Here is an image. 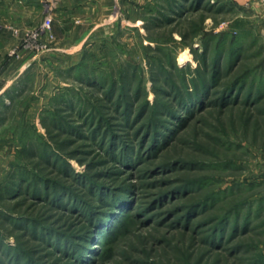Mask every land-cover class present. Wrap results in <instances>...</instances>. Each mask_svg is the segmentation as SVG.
I'll list each match as a JSON object with an SVG mask.
<instances>
[{"label":"rangeland","instance_id":"obj_1","mask_svg":"<svg viewBox=\"0 0 264 264\" xmlns=\"http://www.w3.org/2000/svg\"><path fill=\"white\" fill-rule=\"evenodd\" d=\"M115 10L112 29L90 37L85 65L76 71L47 60L58 49L53 16L36 44L30 35L48 14L23 29L20 49L42 61L0 114V264L13 263L14 249L18 264L264 258V0H118ZM214 61L220 62L215 90L200 109L184 113L179 90L211 84ZM239 81L236 100L221 105V91ZM248 98L253 103L245 105ZM174 111L187 121L172 119ZM156 120L166 129L153 131ZM36 182L46 200L45 191L51 198L62 189L59 206L33 197ZM112 188L125 189L126 201L112 207L103 227L86 233V204L76 209L71 201L108 212L97 193ZM227 213V238L235 217L250 231L212 248L210 230ZM82 235L88 240L80 260L66 249Z\"/></svg>","mask_w":264,"mask_h":264},{"label":"crops","instance_id":"obj_2","mask_svg":"<svg viewBox=\"0 0 264 264\" xmlns=\"http://www.w3.org/2000/svg\"><path fill=\"white\" fill-rule=\"evenodd\" d=\"M118 0H0V111L7 109L26 87L42 56L32 49H20L23 29L33 25L44 13L54 17L53 31L58 49L47 59L63 67L81 62L91 36L105 35L117 19ZM19 48L18 56L9 52ZM48 57V56H47Z\"/></svg>","mask_w":264,"mask_h":264},{"label":"trees","instance_id":"obj_3","mask_svg":"<svg viewBox=\"0 0 264 264\" xmlns=\"http://www.w3.org/2000/svg\"><path fill=\"white\" fill-rule=\"evenodd\" d=\"M84 59H85V57L83 56V59H82V62H80L79 64H77L76 66H74L72 69L74 70V71H76L77 69H79L80 67H82V66H84L85 65V61H84ZM213 63V66H214V70L212 71L214 74H212V78L210 79V81H211V84L208 82V83H206V81L204 82V83H201V85H195V88H197L196 90H195V92L194 93H191L190 91H182V90H179V94L177 95V103H179L181 106V109H183L184 111V113L185 112H187L188 113V115H191L194 111H197L198 109H200L203 105H202V103H203V100H205V99H203V98H207L209 95H211L212 94V91H213V89L215 88V85H216V82H217V80H218V78H219V76L217 75L218 74V71L217 70H219V63L220 62H218V61H214V62H212ZM217 69V70H216ZM87 76V75H86ZM84 79V78H83ZM239 83H240V81L239 82H236V83H234V84H232L231 86H228V87H226V88H224V90L223 91H221V93L219 94L220 95V97H219V99H218V102L221 104V105H229V104H231V102H233V100H236V99H234V98H236V94L238 93V86H239ZM215 90V89H214ZM234 94L233 96L231 95V94ZM257 94H259V95H262V93L260 92V90L258 91V93ZM19 95H21V93L20 94H18L17 96H19ZM201 95H203L202 97H201ZM125 97V96H124ZM252 98H248L246 101H244L245 102V105H247V104H251V103H253V100H251ZM232 100V101H231ZM13 101V100H12ZM202 102V103H201ZM196 104V106L195 107H193V104ZM206 104H207V102H205ZM124 106H125V108L126 107H128L126 104H123ZM122 105V106H123ZM9 107H10V105H9ZM8 107V108H9ZM7 108V109H8ZM197 108V109H196ZM142 109H145V107H142ZM178 111V110H177ZM176 111V112H177ZM3 112L4 111H0V114H3ZM176 112L174 111V112H172L171 113V117H172V119L174 118V117H178V118H180V119H178V120H180L179 122L180 123H184V122H186L187 121V119H185L184 117H179V115H175L176 114ZM127 115V113H124V117ZM123 117V118H124ZM187 118V117H186ZM155 126H156V128L154 127L153 128V131L155 130V129H157V126L159 127V128H164V129H166V127H167V125L163 122L162 123V121L161 120H156L155 121ZM99 125H108V122H103V121H100V124ZM158 128V129H159ZM108 135H111L112 137H114L113 136V133L111 132V130H109V132L107 133ZM115 138V137H114ZM113 142H110V148L112 149V148H115V145H113L112 144ZM122 154H120L121 156H126V149L124 148V147H122ZM62 173L64 174V173H66V170L64 169L63 171H62ZM68 173V172H67ZM92 181V180H91ZM76 182H79V181H77L76 180ZM81 182H79L78 184H80ZM91 183V182H90ZM93 184V186L94 187H96L95 185L97 184V186L99 185L100 186V184L97 182V181H95V182H93L92 183ZM27 185V184H26ZM56 185V184H55ZM35 187V195H33V197L35 196V197H38V198H40L42 201H44V197L42 196H40L39 195V193H40V187L38 186V183L36 182V184L34 185ZM98 186V187H99ZM46 188V187H45ZM58 188V187H57ZM58 189H60V188H58ZM90 189V191H91V193L92 192H94V189L93 188H89ZM116 188H112L111 190H110V192L109 193H107V195L105 194L104 195V192L103 191H98V193H97V199H98V201L99 202H103V203H106L107 204V207H109V211L107 212V211H101V212H99V211H97L96 210V208L94 207V206H92V205H88L87 206V204H91V203H89V202H87V203H85L84 202V200H83V202L81 201V202H79V201H71V205H73L74 206V208H76L77 209V206L78 205H82V204H86V207H84V211L86 212L85 214H86V216H87V221H88V223L91 225V228L89 229V230H87V232L86 233H91L93 230V228H97V230H99L100 229V227H103L102 225L104 224L103 222H102V220L104 219V218H107V217H111V213L113 212V210H112V207L114 206V205H117L118 207H121L123 204H124V201H126V199L124 198V194H125V192H122V191H124L125 189H120V188H117L116 190H115ZM120 189V190H119ZM62 190V189H61ZM61 190H57V191H54L53 190V196L51 197V198H49L50 197V191L49 192H46L45 191V195L44 196H46V197H48V200H46L45 199V201L47 202V203H51V204H54L55 206H59L58 204L61 202V201H59L58 200V197L62 194V192L63 191H61ZM119 190V191H118ZM37 192V193H36ZM103 194V195H102ZM106 198H105V197ZM53 198V199H52ZM75 198V197H74ZM52 199V200H51ZM70 199V198H69ZM76 200V199H75ZM206 202L207 201H204V202H202L201 204L202 205H206ZM197 203H195V204H193V205H196ZM117 207V209H119ZM208 208V207H207ZM79 209V208H78ZM206 209V207H204V209H202V212H204V210ZM83 211V210H82ZM111 211V212H110ZM107 212V213H106ZM188 213V212H187ZM190 214V213H189ZM230 214H232V213H230ZM230 214L229 213H227L226 215H224L223 217H221L220 218V220L218 221V223H216L215 225H214V227L210 230V234L208 235V240H206V242H208V244L210 245V247H212V248H220L221 247V245H223L225 242H227L228 240H229V238H231V237H234V236H236V234H242V233H247L248 231H250L249 230V228H246V226H247V223L246 222H244L242 225H244L243 227H238V226H236V223H238L237 222V220H238V217H235V220H234V224H233V226L235 227H233L232 228V230L230 231V236L227 238L226 237V234H227V230H228V226H227V223H228V220H229V217H230ZM105 215H107V217H105ZM185 217V220H186V222H188V220H189V218H190V216H188V215H186V216H184ZM111 219V218H110ZM106 222V221H105ZM240 223V222H239ZM98 224H100V226L98 225ZM18 228V227H17ZM95 231V230H94ZM46 233V232H45ZM81 239H83L81 242H79L78 244H77V242L74 240V239H72L73 241H71V246H69V247H67V249L66 250H69L70 251V253H74V256L76 257V258H78V259H80V257H82V254L84 253V252H80V246L82 245V243L83 242H85L86 240H88V238L86 237V236H84V235H82L81 237H80ZM61 236H58V238H57V240H56V244L57 245H62L61 243H59V242H63V241H65V239H61ZM67 239V238H66ZM59 241V242H58ZM2 244V243H1ZM78 246V247H77ZM238 247H240V246H238ZM8 249V251H12V249H10V248H7ZM15 250V252H14V255H13V259L11 258V260L13 261V263L12 264H18V250L17 249H14ZM65 250V251H66ZM233 251V254H236V252H237V246H236V248L235 249H232ZM32 259H28L27 260V263L28 264H35V262H37V261H35L34 263H32L33 262V260L31 261ZM81 260V259H80ZM37 264H41V263H39V261L37 262ZM252 264H264V258H254V260L252 261Z\"/></svg>","mask_w":264,"mask_h":264},{"label":"built area","instance_id":"obj_4","mask_svg":"<svg viewBox=\"0 0 264 264\" xmlns=\"http://www.w3.org/2000/svg\"><path fill=\"white\" fill-rule=\"evenodd\" d=\"M52 15L48 14L47 18L45 19V21L43 22V25L39 28V30L31 33L30 35V39L33 43H38V38L46 33H49L50 28H51V23H52ZM33 46V45H32Z\"/></svg>","mask_w":264,"mask_h":264},{"label":"bare ground","instance_id":"obj_5","mask_svg":"<svg viewBox=\"0 0 264 264\" xmlns=\"http://www.w3.org/2000/svg\"><path fill=\"white\" fill-rule=\"evenodd\" d=\"M187 52H184L183 55H182V58L180 59V62L184 63V61L187 60Z\"/></svg>","mask_w":264,"mask_h":264}]
</instances>
